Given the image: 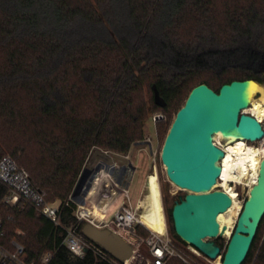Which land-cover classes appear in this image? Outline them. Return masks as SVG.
<instances>
[{"label":"trees","instance_id":"obj_1","mask_svg":"<svg viewBox=\"0 0 264 264\" xmlns=\"http://www.w3.org/2000/svg\"><path fill=\"white\" fill-rule=\"evenodd\" d=\"M263 55L264 0H0V159L10 155L46 201L60 202L56 225L22 199L5 203L0 183V243H20L33 264L45 253L48 264L120 263L91 248L79 257L62 243L65 229L76 226L101 248L83 235L85 222L69 200L90 150L126 156L146 138L150 113L175 117L198 84L215 92L233 80L264 86V71L253 66ZM144 85L148 105L138 99ZM168 122L156 123V138L166 136ZM171 208V234L185 244ZM164 264L182 263L170 257Z\"/></svg>","mask_w":264,"mask_h":264},{"label":"water","instance_id":"obj_2","mask_svg":"<svg viewBox=\"0 0 264 264\" xmlns=\"http://www.w3.org/2000/svg\"><path fill=\"white\" fill-rule=\"evenodd\" d=\"M249 81L233 80L223 84L218 92L203 83L193 87L175 114L160 150L164 178L190 191L172 205L174 232L209 259H215L221 248L204 240L220 235L218 215L236 207L228 193L214 189L221 172L218 162L224 151L212 136L229 130H236L245 141L260 140L264 136L258 120L241 112L248 105L243 92ZM154 99L163 104L155 88ZM128 166L134 170L131 163ZM99 168V164L82 168L70 194L76 203L84 202ZM263 216L264 157L259 162L255 183L248 188L220 264L243 263ZM81 231L119 262L131 259V246L109 228L85 222Z\"/></svg>","mask_w":264,"mask_h":264},{"label":"built area","instance_id":"obj_3","mask_svg":"<svg viewBox=\"0 0 264 264\" xmlns=\"http://www.w3.org/2000/svg\"><path fill=\"white\" fill-rule=\"evenodd\" d=\"M162 114H156L153 117H160ZM264 130V126H262ZM264 139V136L259 140ZM151 137L146 138L145 141L151 147ZM221 147V146H220ZM222 148V147H221ZM264 157V151L261 158ZM100 165L99 171L94 175L91 188L84 197L83 203H76L69 196V200L75 203L74 215L78 221L90 222L97 227H107L122 237L132 248V256L136 254L140 248H145L147 258L145 264H164L167 259L172 256L181 257L178 248L172 242L166 231L157 233L147 228L140 220L138 213V204L132 205L129 202L130 191L129 182L124 175L129 172L127 164V171L120 174L121 165L115 162L104 163L98 162ZM220 165V161H219ZM100 177L101 181L106 185V188L112 189L113 193L109 197L107 205L102 206L101 214H97L90 199V192L94 188V183ZM221 178L220 176L217 178ZM0 183L7 189V193L3 201L9 205H16L20 199L24 204L32 206L39 211L43 216L58 225L60 221V202H48L44 199L41 192L32 183L29 174L21 168L14 158L10 155H5L0 159ZM118 189V191H115ZM105 192V190H104ZM236 193V192H235ZM237 194V193H236ZM67 204V202H66ZM135 224L143 226L147 229L146 235L140 234L136 230ZM2 222L0 220V235ZM62 243L73 254L82 257L85 249H93L101 258L113 260L110 254L102 248L96 247L82 238L76 226H71L65 229V235ZM51 254L45 253L41 257L42 264H48ZM114 264H128L127 262ZM0 264H33L28 262L27 254L24 247L12 241V249H7L0 243Z\"/></svg>","mask_w":264,"mask_h":264},{"label":"rangeland","instance_id":"obj_4","mask_svg":"<svg viewBox=\"0 0 264 264\" xmlns=\"http://www.w3.org/2000/svg\"><path fill=\"white\" fill-rule=\"evenodd\" d=\"M253 66L264 71V55L259 56L258 60L254 63ZM150 95L151 93L149 91V88H147V86L144 85L143 90L140 93V96H138V99L141 102L144 101L143 103L148 105ZM253 98L258 99V96L255 95ZM182 101H183V96H182ZM241 112L250 114L252 116L253 115L256 116V110L254 109L251 102H249L247 107L244 108ZM160 113L162 114V116L155 117V118L153 117L154 115L156 114L158 115ZM173 119H174V114L172 115V117H170V119H167L163 111H160V110L153 111L152 113H150V117H148L146 121L144 122L145 137L146 138L151 137L152 139L151 147L148 145V143H146L145 141L146 138H145L141 142L134 143L130 147V150L126 157L118 156L117 154L113 152L104 151L97 147H93L90 150L88 157L85 159L82 168L84 166L92 167L93 165H96L98 162H100L99 160H101L104 163H108L109 161L115 162L117 165H122V164L127 165L130 162L134 166V170L126 173L124 175L125 176L124 178L127 179L129 182V191H130L129 202L132 205H137L139 204V202H142L140 203L141 207L138 209L139 214H141L144 210L142 205H144V207L147 206L148 201H149L148 191H147L148 190L147 177L155 173L156 181H157L158 188H159V195H160V200H161L160 202L162 203L161 207L163 211L165 231L167 232V234L169 235V237L171 238L175 246L178 248L179 254L181 255V257H178V256H172V257L181 261L182 264H220L222 254L225 250V246L234 228L236 219L238 217V213L247 195L248 188L250 187L249 185L250 183L247 180H240L238 182L234 180L233 181L227 180L226 182L227 185H224L225 180L219 178L217 183L214 186V189H219L223 191L225 188H227L229 192H226V191L225 192L228 193L230 197L232 195L237 201L236 211H229L226 214H219L222 217V224L229 225L230 233L229 234H224V232L221 233V229H220V235L218 237L207 238L204 240L206 242H211L213 244H219L221 248L220 254L215 259H209L208 257L203 255L201 252H199L197 249H195L190 244L188 243L183 244L180 241H178L176 238H174L170 230L172 225L169 220L168 210L172 207L175 201L183 199L184 195L190 191L180 188L176 186L174 183L164 178V175H163L164 168L160 160V150H161L162 141L165 137V133L159 132L157 138L155 135V126L157 122L159 121L164 122L168 120L169 121L168 123L170 126V123L173 121ZM258 122L262 126H264V119L259 120ZM212 139L217 145L221 146L222 148H226L229 144L234 142V141L224 139L220 136H214V135L212 136ZM245 143L248 146L256 147L260 150H262V147H263L262 143H260L259 140L245 141ZM92 151L94 152L103 151L102 153L104 154V156L100 157L101 158L100 159L99 157H96L94 152ZM217 220H218V217H217ZM262 220H263V223L261 224V237H260L259 242L257 243V248L253 252L250 260L248 261L246 260L244 264H264V262L258 260L259 248L262 244V241L264 240V216ZM219 228H220V222H219ZM16 232L22 233L20 229H16ZM146 258H147L146 249L140 248V250L131 257L128 264H145Z\"/></svg>","mask_w":264,"mask_h":264},{"label":"bare ground","instance_id":"obj_5","mask_svg":"<svg viewBox=\"0 0 264 264\" xmlns=\"http://www.w3.org/2000/svg\"><path fill=\"white\" fill-rule=\"evenodd\" d=\"M244 100L246 103L251 102L256 110V116L253 115L258 121L264 119V86L249 81L243 92ZM257 95L258 99L253 97ZM214 136H220L224 139L234 141L226 148H222L224 155L221 157V179L225 180L224 185H227V180L240 181L247 180L251 186L256 181L258 165L261 160L262 152L264 151V139L261 140L263 145L262 150L248 146L245 140L240 138L239 133L236 130H229L226 132H216ZM219 163V162H218ZM148 187V205L144 207L143 212L140 214L141 222L150 230L157 233H163L165 231V223L163 217V211L161 207V200L159 195V188L156 181L155 173L147 177ZM227 187V186H225ZM105 190V192H104ZM118 191V189L114 190ZM224 191L229 192L227 188ZM112 189L106 188V185L101 181L100 177L94 183V188L90 192V199L94 206V210L97 214H101L102 206L107 205L109 197H111ZM147 197V196H146ZM231 198L237 206L236 199L231 195ZM142 202H139L138 208L141 207ZM233 211H236V207ZM220 222L221 233L229 234V225L222 224L221 215L218 216Z\"/></svg>","mask_w":264,"mask_h":264},{"label":"crops","instance_id":"obj_6","mask_svg":"<svg viewBox=\"0 0 264 264\" xmlns=\"http://www.w3.org/2000/svg\"><path fill=\"white\" fill-rule=\"evenodd\" d=\"M92 152H94V151H92ZM97 152H98V151L94 152V154H95L96 157H99V158H100V157L104 156V154L102 153L103 151H100V152H98V153H97ZM118 156H122V155H118ZM126 156H127V155H126ZM126 156H125V157H126ZM122 157H124V156H122ZM100 159H101V158H100ZM99 161H101V160H99ZM110 162H111V161H109L108 163H110ZM129 163H130V162H129ZM122 165H123V164H122ZM93 166H95V165H93ZM93 166H92V167H93ZM131 171H133V170L129 167V172H131ZM138 209H139V208H138ZM138 209H137V210H138Z\"/></svg>","mask_w":264,"mask_h":264},{"label":"flooded vegetation","instance_id":"obj_7","mask_svg":"<svg viewBox=\"0 0 264 264\" xmlns=\"http://www.w3.org/2000/svg\"><path fill=\"white\" fill-rule=\"evenodd\" d=\"M126 168H127V167H125V168H120V170H118V172H119L120 174H123V173H125V171H127Z\"/></svg>","mask_w":264,"mask_h":264}]
</instances>
